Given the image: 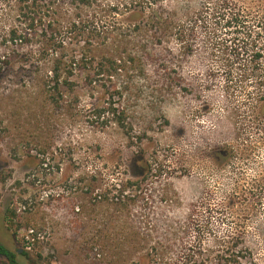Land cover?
<instances>
[{"label": "rangeland", "instance_id": "rangeland-1", "mask_svg": "<svg viewBox=\"0 0 264 264\" xmlns=\"http://www.w3.org/2000/svg\"><path fill=\"white\" fill-rule=\"evenodd\" d=\"M53 1L122 31L169 16L186 41L165 31L151 60L72 78L53 104L46 76L75 39L0 0V242L19 264H132L170 237L199 264H264V0ZM110 100L121 114L91 125Z\"/></svg>", "mask_w": 264, "mask_h": 264}, {"label": "trees", "instance_id": "trees-1", "mask_svg": "<svg viewBox=\"0 0 264 264\" xmlns=\"http://www.w3.org/2000/svg\"><path fill=\"white\" fill-rule=\"evenodd\" d=\"M77 1L84 2L85 0ZM58 7L59 4L54 3L53 0H31V32L45 33V38L46 36L63 38L69 35L71 41L75 39V42L70 43L75 48L71 47L67 56L55 54L57 56L52 60L54 67L49 69L46 76L48 78L46 87L53 104L58 103L57 94L63 93V91H73V88L76 87L72 78H80L82 75H86V77L92 78L93 82H96L95 79L103 76L114 78V75H118L124 77L123 75L130 71V67L139 62L140 59L151 60L153 55L149 52L150 47L163 41L165 31L175 35L181 43L186 41L183 27L178 25L175 28V23L172 25L169 16L152 14L148 17V21L137 29L122 31L121 28L113 26H99L94 20L90 24L88 23L89 20L74 18L65 13L62 16H56L55 12L61 11ZM236 15L240 16L239 14ZM170 30L173 32H170ZM62 38L58 40L59 48H66L63 47ZM98 39H104V42L100 43ZM44 41L48 42V39ZM133 43L136 44L138 51L131 49ZM254 58L252 56L250 62L257 61ZM262 72L264 76V71ZM115 87L114 84L109 86L110 90ZM261 92L264 93V86L261 88ZM110 96L112 97V94ZM113 105L110 100L107 107L90 111L91 114L87 116V120L90 121L91 125H98L105 118L102 111L104 113L108 110H110L112 117L120 115L121 112L115 110ZM7 217L9 220H6ZM14 217L15 215L11 213L10 216H5V220L13 223ZM34 230L35 228H31V236L33 237L36 236ZM171 238L164 240L163 243H156V246H149L143 257L136 261L133 260L131 263L199 264L195 260L198 255L190 249L184 252L181 251V253L174 256L172 246L176 242V238ZM25 254L26 252L21 253L23 256ZM0 256L5 259L6 264H19L16 254L7 249L1 242ZM239 257L237 250L233 252L228 249L224 251L223 255L220 254L216 257V264H239Z\"/></svg>", "mask_w": 264, "mask_h": 264}]
</instances>
